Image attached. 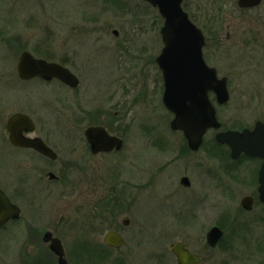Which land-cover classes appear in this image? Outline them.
I'll return each mask as SVG.
<instances>
[{
	"label": "rangeland",
	"instance_id": "374dc122",
	"mask_svg": "<svg viewBox=\"0 0 264 264\" xmlns=\"http://www.w3.org/2000/svg\"><path fill=\"white\" fill-rule=\"evenodd\" d=\"M225 4L227 1L224 0H185L183 7L193 21L205 27L213 19L221 20L219 5ZM162 24L163 19L158 10L143 0H0V28L5 35H14L13 31L21 29L28 31L27 36H31L32 40H39L47 30H54L58 32L57 35L67 37L68 41L81 36L85 37V41H92L95 46L100 44L105 47V51L98 50L101 52L90 55L87 73L79 76L82 83L80 94L83 96L81 105L90 110L93 108L91 102L96 97L108 95L122 103L104 105L103 109L112 107L111 117L115 122L118 121L117 127L126 128L124 154L130 163L123 164L122 169L147 184V195L138 206V220L136 218L133 221L129 230L142 228V224L150 236L169 224L168 229L171 231L172 213L178 198L184 210L205 192L210 199L206 206L211 209V225L222 223L227 227V240L224 239L219 247L211 251V264H264V207L257 204L250 212L240 207V200L246 195H254L256 191V183L250 185L255 178L254 167H248L249 161L245 160L227 164L223 157L228 148L215 142L216 130L206 133L198 152L189 151L183 133L170 128L174 116L162 102L160 104L156 93L151 97L150 104L148 99L147 103L136 100L144 84H139L131 74V69L141 62L142 57L152 61L144 72L150 96L155 87L156 73L154 59L148 58V55L154 53L155 58L160 52L162 42L159 30ZM76 30L80 32L75 34ZM114 30L119 32L118 36L113 34ZM155 40L158 43L156 49ZM205 55L209 64L218 69L219 76H228L230 79V100L227 104L217 105L215 96L211 94L222 129L251 128L256 121H264V42L248 45L234 41H208ZM3 58L5 56L0 55V61ZM40 88L34 83L18 82L16 76H10L0 69V102L10 104L0 105V109L8 107L7 114H10L18 111L19 106L42 108L44 105H38L40 102L36 97L33 101L36 105H14L21 100V90L36 93ZM48 91L53 94L61 89L57 85L41 89L40 92L46 95V102L52 99ZM102 92L105 93L99 96ZM70 98L73 105L69 107L75 110L78 106L76 98L74 95H70ZM60 106L52 105L57 107V111ZM114 111L118 114H113ZM71 113L69 109L68 115ZM64 118L61 113L49 116L51 133H55L56 138L65 143H60L62 154H66V150L79 149L75 141L78 128L75 124L68 125V119ZM63 122L70 135L68 143L67 127ZM32 163L30 153H11L0 140V187L22 210L19 221L8 224L0 231V264H14L17 248L22 249L27 241L34 240L33 235L28 236L27 233L30 226L40 232L56 229L61 232L60 236H64L63 239L70 238L61 220L68 215L67 218L75 219L71 216H74L78 204L73 201L71 192L65 193L59 183L44 182L41 172L31 170ZM65 176L74 186L77 173L71 172ZM183 176L191 180L188 189L180 185ZM36 187L42 199L39 205L34 204L39 201L35 194L38 192ZM175 189L178 191L173 197L163 198V195ZM184 212L179 218L188 225L191 223L187 221L189 211ZM204 217V212L200 211L195 229L201 228ZM232 222L241 224L242 234L239 238L236 234L235 243L229 244V235L236 225ZM172 223L176 224L174 221ZM175 229L180 236L188 232L182 226H176ZM35 244L43 246L38 236Z\"/></svg>",
	"mask_w": 264,
	"mask_h": 264
},
{
	"label": "flooded vegetation",
	"instance_id": "af4514ba",
	"mask_svg": "<svg viewBox=\"0 0 264 264\" xmlns=\"http://www.w3.org/2000/svg\"><path fill=\"white\" fill-rule=\"evenodd\" d=\"M224 1H227V4L219 5L221 20L217 21L213 19L211 22L209 21V25L205 27H201L193 21L194 19L184 9L183 3L182 8L188 14L190 21L203 33L205 38L203 57L206 64L217 70L219 78H227V85L230 91L229 77L219 76L218 69L209 64L208 58L205 55V48L208 41L219 43L221 41H234L241 42L242 44L246 43L248 45L263 43L264 0H260V3L255 6H242L240 0ZM249 1L252 2L253 0ZM151 6L154 7L153 5ZM154 8L158 10L157 7ZM160 16L163 19V24L159 30L162 46L155 58L154 53L148 55V58L154 59L153 63L156 73L154 79L156 82L155 87L152 88L153 91L150 96L147 90V84H145L144 72L148 64L152 61H149L146 57H142L141 62L131 69V74L134 75L139 84H144L136 97V100L141 103H147L148 99L150 104L151 97L156 93L159 96L160 104L161 102L163 104V71L157 62V58L164 48L161 34L164 18L161 14ZM30 27L31 26H25V28ZM15 29H18V27ZM20 30L13 31L14 35L9 36L5 35V32L0 28V55L5 56V58L0 61V69L2 72L10 76H16L18 82L25 84L34 83L41 87L39 89L40 91L41 89H49L55 85H57L61 91H56L53 94L48 91V96H51L52 99L46 102L45 93L39 90V92L36 93L31 90H21V100L16 101L17 103L14 105H36L33 103L36 97L40 102L38 105L44 106L40 109H30L19 106L18 111L10 114H7L6 109L8 107L0 109V140L2 144H6L8 149L11 150V153L13 151L30 153L33 160V163L30 165L31 170L35 173L41 172L44 182L45 180H47L46 183L57 182L64 187L65 193L70 191L73 201L78 204V208L76 212H74V216H71L75 217V219L67 218L68 215L64 216L61 220L62 225L66 229L65 233H67L68 237L72 238V240L70 238L63 239L64 236H60L61 232L56 229H47L40 232L31 229L32 226H30L27 233L28 236H30V234L33 235L32 238L34 240H30V242L27 241L25 247L22 249L17 248L16 251L14 249V264H59V256L50 250V243L43 240L44 235L48 232H50L54 238H58L61 241L64 251L63 258L66 260V264H181V252L185 253L184 256L188 260L191 258L190 256L198 257V262H194L193 264H211V251L219 247L224 239H226L227 227L222 223L211 225V209L206 206L210 199L206 196L205 192L198 197L199 199L194 200V204L191 207L184 210H182L181 200L178 198L174 212L172 213L171 231L168 229L169 224L165 227L163 226L157 234H152L150 236L146 234L142 224V228L129 230L133 221H136V218L138 220V206L147 195V184L142 183L137 176L126 174L124 169H122L123 164L126 165L130 163V160L125 159L124 154L126 151V128L117 127L118 121L115 122L111 117L112 107L103 109L104 105H122V103L113 100L112 96L108 95L104 98L96 97L94 102H91L93 108L90 110L84 109L81 105L83 96L80 94L82 83L79 76L87 73V63L90 60V55L101 52L98 50L105 51V47L100 46L98 41L97 44L99 45L95 46L92 41H85L83 40L85 37L81 36L72 37L68 41L67 37L64 35H57L58 32L54 30H47L45 35L39 40H32L31 36H27L28 31ZM79 32H77V30L74 31L75 34ZM113 34L118 36L119 32L114 30ZM154 43V49H156L158 43H156V40ZM83 50L87 52L83 53ZM23 58L29 60L26 62L30 71L32 70L29 64L31 58L42 60L48 64H55L63 70L68 71L77 78L78 84L75 87H71L59 78L47 80L41 75H36L28 79L22 78L20 76V66ZM104 93L105 92L100 93L99 96ZM211 94L213 93L209 94L210 98ZM70 95H74L76 98L78 106L75 107V110L69 107V105H73L70 103ZM0 105L10 104H3L0 102ZM52 105H61L60 110L58 109L57 111V107H52ZM69 109L72 111L70 116L68 115ZM75 112V117H73V113ZM57 113H61L63 117L68 119V125L71 126L75 124V126H77L79 133L75 137V141L79 149L66 150L68 151L66 154L61 153L60 143L63 144L64 141L62 142L61 139H57L55 133H51V124L49 125L51 122H49V116ZM17 114L26 117V123L18 124L17 126V131L21 132L19 136L29 140H39L42 145H45L53 151L56 155L55 158H51L34 146L25 147L12 143L11 134L8 131V122ZM113 114L117 115L118 112L114 111ZM6 116L7 119L5 121ZM62 124L67 127L64 122ZM89 127L104 129L109 135L121 139L123 141L121 149L95 153L85 133ZM66 129V136L68 139L66 143H68L70 141V135L68 134V127ZM223 158H225V162L230 165L231 163H238L245 160L249 161L247 163L248 167H254L255 178L250 185L256 183V191L254 195L244 196L240 200V207L246 212L251 211L245 210L242 206V201L246 197L253 198L252 209L257 204L264 207V203L260 202L258 194L259 171L263 164V160L258 157H250L244 154L237 160H233L229 149ZM234 171L235 169L233 168L232 172ZM55 172L58 173V175ZM71 172L77 173V182L74 186L65 176V174ZM51 173L55 175L54 178H50ZM142 173L145 172L142 171ZM190 186L183 187L188 189ZM45 188L46 186L43 189ZM35 189L38 191L35 194L37 196L40 195L38 188L36 187ZM0 190L4 192L1 187ZM175 191L178 190L175 189L171 193H166L163 195V198L169 199L170 196L173 197ZM9 199L12 203L16 204L13 199L10 197ZM38 199V202H34L35 205L41 203L40 201L42 199L39 198V196ZM17 206L19 207V205ZM184 211H189L187 221L191 223L188 225L184 224L179 218L180 214L185 213ZM200 211L204 212L205 222L200 229H195L194 226L197 224V217ZM70 215H72V213ZM21 217L22 210L19 219L8 221L5 225L0 227V231L4 230L8 224L19 221ZM172 221L176 224L172 223ZM235 224L236 225H231V227L234 225L235 228L232 234L229 235V244L235 243L237 239L235 237L236 234L238 238L240 234H242L240 233L241 224ZM176 226L185 227L188 232L180 236L178 230L175 229ZM213 226H218L224 232L223 237L215 248H212L207 241V234ZM34 234L36 235L34 236ZM109 235L113 236V238L110 239V244L106 241ZM37 236L38 239L42 241L43 246H37L35 244V238ZM188 264H190V262H188ZM228 264L234 263L230 262Z\"/></svg>",
	"mask_w": 264,
	"mask_h": 264
},
{
	"label": "water",
	"instance_id": "95a60500",
	"mask_svg": "<svg viewBox=\"0 0 264 264\" xmlns=\"http://www.w3.org/2000/svg\"><path fill=\"white\" fill-rule=\"evenodd\" d=\"M144 1L157 7L164 18L161 30L164 48L157 62L163 71V103L174 115L170 127L174 131L183 132L189 150L197 152L202 147L205 133L210 129L221 127L216 117L215 107L209 99V92L215 93L219 105L226 104L230 98L227 78L219 79L216 69L205 63L203 58L205 38L202 31L190 21L188 14L183 10L184 0ZM259 3L260 0L252 2L240 0L242 6H255ZM26 61L29 60L23 58L20 66L22 78L28 79L41 75L47 80L59 78L71 87L78 84L74 75L55 64L31 58L29 62L31 72ZM22 123H26V117L20 114L14 115L9 120L8 131L11 134L12 143L25 147L34 146L44 154L55 158L53 151L42 145L39 140H29L19 136L21 132L17 131V126ZM85 133L95 153L113 149L120 150L123 145L121 139L109 135L104 129L89 127ZM214 139L218 144L229 147L233 160H237L243 154L263 160L259 171L258 194L260 202L264 203V122L257 121L252 129L218 131ZM54 177L55 175L51 173L50 178ZM180 184L189 187L191 181L188 177H182ZM242 206L245 210H252L253 198H244ZM20 216V208L12 203L5 192L0 190V227L10 220L19 219ZM223 235L221 228L213 226L207 234L208 244L215 248ZM112 238L113 236L109 235L106 241L110 244ZM43 240L50 243V250L59 256V264H66L61 241L54 238L50 232L44 235ZM180 255L181 264H188V262L193 264L199 260L196 256H190L188 260L184 252Z\"/></svg>",
	"mask_w": 264,
	"mask_h": 264
}]
</instances>
